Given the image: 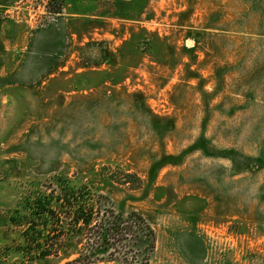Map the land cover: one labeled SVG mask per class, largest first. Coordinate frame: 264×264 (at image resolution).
Segmentation results:
<instances>
[{
    "label": "rangeland",
    "instance_id": "1",
    "mask_svg": "<svg viewBox=\"0 0 264 264\" xmlns=\"http://www.w3.org/2000/svg\"><path fill=\"white\" fill-rule=\"evenodd\" d=\"M95 172L149 264H264V0H0V213Z\"/></svg>",
    "mask_w": 264,
    "mask_h": 264
},
{
    "label": "trees",
    "instance_id": "2",
    "mask_svg": "<svg viewBox=\"0 0 264 264\" xmlns=\"http://www.w3.org/2000/svg\"><path fill=\"white\" fill-rule=\"evenodd\" d=\"M112 179L95 172L89 179L54 175L42 183L31 181L15 216L0 213V264H10L11 256L18 264H37L71 255L75 257L65 264H149L155 232L140 214L114 210L99 188L101 181ZM136 180L140 182H129ZM14 231L17 237L9 240Z\"/></svg>",
    "mask_w": 264,
    "mask_h": 264
}]
</instances>
